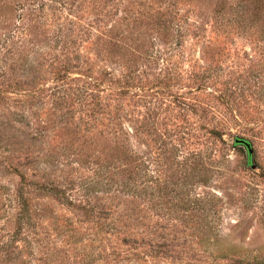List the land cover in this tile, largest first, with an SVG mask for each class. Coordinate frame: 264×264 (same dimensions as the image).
Instances as JSON below:
<instances>
[{"label": "rangeland", "instance_id": "obj_1", "mask_svg": "<svg viewBox=\"0 0 264 264\" xmlns=\"http://www.w3.org/2000/svg\"><path fill=\"white\" fill-rule=\"evenodd\" d=\"M5 7L0 246L18 189L33 226L0 264H264V30L197 0Z\"/></svg>", "mask_w": 264, "mask_h": 264}, {"label": "trees", "instance_id": "obj_2", "mask_svg": "<svg viewBox=\"0 0 264 264\" xmlns=\"http://www.w3.org/2000/svg\"><path fill=\"white\" fill-rule=\"evenodd\" d=\"M165 1L167 2L168 0H165ZM7 2L8 0H0V3H1L0 11L2 10L1 13H5L4 11H8L9 13L12 12L10 11V9H7L5 7L7 5ZM197 3L201 7H206V9H208L209 7H211V9L215 7L213 13L217 14L216 20H219L218 18L220 16V20L222 22L225 20V13L227 12L229 13L233 11L234 9H236L233 15L236 17V21L238 22V24H241L244 29L247 28L251 30H264V0H197ZM175 13L176 14L173 16L174 17L173 20L174 22H179L181 18L178 16L177 11ZM174 22H172L173 27L175 26L177 27L178 25L175 24ZM119 30L120 28H118L117 31ZM142 35L143 36L141 38L138 37L139 39H133L135 42H137V44L135 45L136 47L132 50V52L135 50L139 51L145 45L146 35L145 33H143ZM121 37L122 38H120V41H123L128 38V36H124V35H122ZM122 43H125V44H118L119 46L117 47L119 49H124V46H126V42H122ZM66 74L67 72L66 70H64V73L62 75L63 78L66 76ZM119 148H122L123 152L127 151L126 147L124 146H119ZM127 154L130 155L129 153ZM127 159L129 160L128 157ZM131 159L132 158L130 157V160ZM123 160L126 162V159H123ZM127 176H129L128 178H126L127 181H122V182L127 183L126 185H124L126 188H128V190L126 191L131 192L132 190H134L135 192L136 190L135 182L136 181L132 177H130V175L127 174ZM23 179L24 177H22V180ZM31 183L36 185L40 190L47 193L49 197H52L53 199L61 201L63 204L67 205L68 207L74 210L81 211L82 214H84L86 218H90L89 216L92 217V211L86 210L84 206L81 204L72 202L69 198H67L65 190H63L61 187L51 182H48V181H44L42 183L38 181H33ZM129 184L132 185L133 187H130ZM99 185L100 184L96 183L95 185L91 187V189H88V191L93 192L97 188L96 186H99ZM18 191H19V194L17 196V199H18V204H19V210L16 213L14 227H12L13 228L12 236H11L10 241H8L7 243H3L0 246V252L3 253L4 257H9V255L11 254V249L15 245V242L18 240L17 238H19L20 234H22L25 227L27 228L28 226L29 227L33 226V223H31L32 216H31V208L29 204V199L27 195L22 192V189L21 190L18 189ZM124 242H127L126 239H124ZM220 256L223 257L224 252L222 255L220 254Z\"/></svg>", "mask_w": 264, "mask_h": 264}, {"label": "water", "instance_id": "obj_3", "mask_svg": "<svg viewBox=\"0 0 264 264\" xmlns=\"http://www.w3.org/2000/svg\"><path fill=\"white\" fill-rule=\"evenodd\" d=\"M242 143H244V142H242ZM245 146H246V148H247L248 154H250V152H251L250 147H249L248 144H246V143H245Z\"/></svg>", "mask_w": 264, "mask_h": 264}]
</instances>
